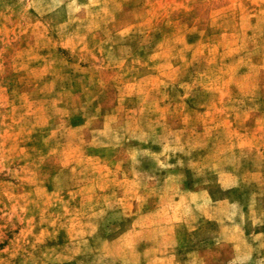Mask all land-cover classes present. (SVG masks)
Wrapping results in <instances>:
<instances>
[{"label":"rangeland","instance_id":"1","mask_svg":"<svg viewBox=\"0 0 264 264\" xmlns=\"http://www.w3.org/2000/svg\"><path fill=\"white\" fill-rule=\"evenodd\" d=\"M0 264H264V0H0Z\"/></svg>","mask_w":264,"mask_h":264}]
</instances>
